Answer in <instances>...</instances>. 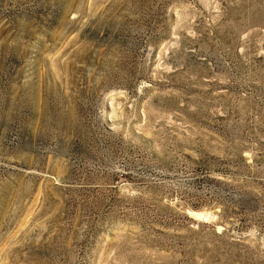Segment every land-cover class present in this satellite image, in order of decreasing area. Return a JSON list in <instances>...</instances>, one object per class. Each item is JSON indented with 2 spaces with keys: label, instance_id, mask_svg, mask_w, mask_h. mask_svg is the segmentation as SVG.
<instances>
[{
  "label": "rangeland",
  "instance_id": "1",
  "mask_svg": "<svg viewBox=\"0 0 264 264\" xmlns=\"http://www.w3.org/2000/svg\"><path fill=\"white\" fill-rule=\"evenodd\" d=\"M0 264H264V0H0Z\"/></svg>",
  "mask_w": 264,
  "mask_h": 264
}]
</instances>
